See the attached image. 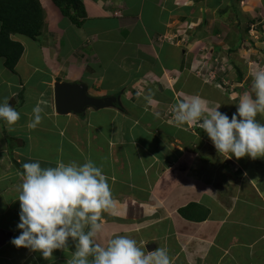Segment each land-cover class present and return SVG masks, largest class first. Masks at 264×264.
Masks as SVG:
<instances>
[{
  "label": "crops",
  "instance_id": "1",
  "mask_svg": "<svg viewBox=\"0 0 264 264\" xmlns=\"http://www.w3.org/2000/svg\"><path fill=\"white\" fill-rule=\"evenodd\" d=\"M33 1L42 14L41 63L31 60V42L19 32L8 35L23 46L14 70L0 56V102L6 99L21 117L15 125L0 120V264H68L78 239L70 237L66 247L48 259L11 243L20 234L22 168L34 161L55 167L87 160L103 168L117 201L114 211L103 213L104 230L93 238L95 244L106 247L110 239L124 235L137 240L146 254L164 248L171 264H193L197 258V264H264V169L257 167L264 159L215 153L225 180L219 184L214 159L199 158L202 150L216 149L200 127L206 116L191 125L175 120L178 103L193 96L231 118L242 94L253 92L245 73L249 70L252 78L264 70L263 55L252 53L246 61L230 57L244 32L238 30V45L232 42L227 49L221 44L227 39H220L219 29L228 20L216 11L221 2L75 0L82 10L76 3L67 14L58 4L67 0ZM203 9L210 10L206 17ZM74 15L81 25L73 21ZM184 23L192 33L177 34L174 28L169 32L168 25L183 30ZM59 40H74L82 48L69 57L53 46ZM83 48L84 56L78 53ZM57 82L85 84L94 97L120 95V104L87 107L85 119L74 112L61 114L50 103L51 97L55 103ZM43 96L48 102H41ZM37 104L44 109L43 119L33 129L28 124L35 119ZM136 126L144 133H135ZM206 164L211 166L207 170ZM197 167H202V175ZM219 185L230 193L220 192ZM190 203L207 208V218L182 216L179 209ZM89 230L90 225L84 228Z\"/></svg>",
  "mask_w": 264,
  "mask_h": 264
},
{
  "label": "clouds",
  "instance_id": "2",
  "mask_svg": "<svg viewBox=\"0 0 264 264\" xmlns=\"http://www.w3.org/2000/svg\"><path fill=\"white\" fill-rule=\"evenodd\" d=\"M252 79L254 97L244 94L231 118L219 107L210 109L201 97L193 96L178 103L175 120L191 125L206 116L200 127L220 154L264 158V123L257 119L264 114V70L252 73ZM42 111L39 104L33 108L35 119H30L29 128L41 123ZM20 118L6 99L0 102V120L15 125ZM23 169L18 198L20 234L11 240L17 248L40 252L48 259L55 250L65 248L71 237L78 239V244L68 264H171L164 248L146 254L137 240L128 236H116L106 247L95 244L93 238L104 230L103 213L114 211L117 201L103 168L94 161L61 162L55 167H42L34 161L24 163ZM88 225L90 230L85 232Z\"/></svg>",
  "mask_w": 264,
  "mask_h": 264
},
{
  "label": "rangeland",
  "instance_id": "3",
  "mask_svg": "<svg viewBox=\"0 0 264 264\" xmlns=\"http://www.w3.org/2000/svg\"><path fill=\"white\" fill-rule=\"evenodd\" d=\"M217 1H219L221 3L218 4L217 7L219 9L216 10V11H218V13L221 12V17H223L225 19L228 17V20H225V24L227 26L224 27V26L220 25L221 28L219 29V33L221 35L219 37H220V39H223V40H225V39L229 40L228 41L229 43L227 42V40H225V42H223L221 44L227 45V49L230 46H233L232 42H236L235 44L238 45L239 44V41H238V37H239L238 36V30L244 32V37L242 38L243 40L241 41V44L238 46L237 52H234V54H232V56H230V57H233V59L236 60V61L239 58L243 59L244 61H246V59H244V58L248 59V57H250V55H253L252 53L257 54L258 56L260 55L259 57H262V55L264 56V0H217ZM238 6H241L240 7L241 9H239ZM206 10H208V9H203L202 10L203 14H205L204 15L205 17H206ZM208 11L210 13V10H208ZM42 12H44V9H42ZM6 13H7V10L6 9H1V6H0V14L6 15ZM40 16L42 17V14ZM239 23H242L243 25L241 26ZM247 26H250L251 28L248 31V33L245 34L244 28L246 30ZM168 28H169V32H172L170 30H172L174 28V33H177V34H184V32L188 33V34L192 33L191 31H187L188 27H187V25L185 23H184L183 30H181L180 27H178V28L176 27L175 28V27H171L170 25H168ZM26 37L27 36H25V39H27L26 41L28 43L31 42V45H32V53H33V55H32L31 60L32 61H34V60L36 61L37 60L38 63L40 64L41 61L38 58V48H42L43 44L45 43L44 38L42 36H39V38L34 41V40L29 39L30 37H28V38H26ZM63 44H64V42H63ZM63 44H61V41L59 40L57 42H54L53 46L58 47V48L61 47L62 50H64V51H62V53L64 55H68V56L70 55L69 57H71L73 50L82 48V46L77 44V42L74 41V40L66 41V43L64 44V47H63ZM83 45H85V44H83ZM88 45H91V44H88ZM89 49L90 48H88V50ZM73 53H75V51ZM78 53L80 55L83 54V56H84L86 54V49L83 48V52H78ZM238 53H239V55H238ZM260 60L261 59H259V61ZM41 66L45 67L46 65L42 64ZM260 67L261 68L264 67V58H263L262 64H260ZM248 73H249V70H248V72L245 73V74H247V76L249 78L248 79V83L249 82L253 83V79L249 76ZM55 85H54V87H55ZM27 93H28V96H30L32 94V92L30 93L29 91H27ZM244 93L245 94L246 93H248V94H252L253 93L252 94L253 97L255 95L254 92H248V91L246 92L245 91ZM242 95H244V94H242ZM113 97L117 98V103H115L114 106H118L120 104L121 96L117 95V96H113ZM28 98L32 99L31 97H28ZM40 98H41V102H43V101H47L48 102V97H44L43 96V97H40ZM50 103L54 104L53 108H55V103H54L52 97H51ZM110 106H113V105H110ZM82 114L83 113H80L78 115H79L80 118L85 119V116L82 115ZM102 121L106 122L105 117L103 118ZM260 122L264 123V117H262L260 119ZM83 125L87 126V123L83 122ZM134 132L135 133H137V132L138 133H144L142 127H139V126L135 127ZM22 134H25V133H22ZM26 135H31V134L26 133ZM216 151H217V149L213 150V147H211L210 150L209 149H205L204 151L202 150L201 151L202 152L201 156L199 158H205V156L206 157L210 156V157H212L214 159V166H215V169H216L215 174H214L215 179H218L219 184H223V182L225 180L222 177V174L220 172L219 167L216 166V164H215V162L219 158V156L216 155L219 152L218 151L216 152ZM199 158L197 159V161L199 160ZM239 159L242 160L243 158H239ZM197 161L194 162V163L196 164ZM8 162H9V159H8ZM262 165H263V167H262ZM209 167H211V166L206 164V165H204L203 168H205V170H207ZM257 167H258V169L260 167H262V169H264V161H261V165H258ZM195 170H196V168H195ZM231 171L233 172L234 168H231ZM197 172L202 175V173H203L202 167L201 168L197 167ZM192 175H193V172H192V174L190 172L189 177H192ZM204 176H205V172H204ZM222 178H223V182H222ZM186 179H187V182H188V178H186ZM247 181H248V179H247ZM218 188H219L220 192H223V193L224 192L225 193L229 192L228 190L222 188L221 185H219ZM152 247L153 248L151 250L153 251L154 250V246H152ZM91 259H92V256H91ZM197 262H199L198 258L193 261V264H197Z\"/></svg>",
  "mask_w": 264,
  "mask_h": 264
},
{
  "label": "trees",
  "instance_id": "4",
  "mask_svg": "<svg viewBox=\"0 0 264 264\" xmlns=\"http://www.w3.org/2000/svg\"><path fill=\"white\" fill-rule=\"evenodd\" d=\"M16 1H18V3H13L12 0H0L1 9L7 10L6 15L0 14V20L2 21V29L0 30V56L5 57V66L11 70H14L23 52V46L20 43L10 41L8 37L9 33L19 32L30 38L36 39L40 35L41 27V11L36 8L35 2L33 0ZM74 2L77 3L75 0H67L66 2L60 1L58 4H62V6L65 7L63 8L65 13L69 14L70 7L77 6ZM78 6L81 8L79 4ZM80 10H82V8ZM72 18L77 25H81V22L75 15L72 16ZM250 28V26H247L246 32H248ZM20 98L22 102L23 94H21ZM17 165L20 169L22 168L19 163H17ZM22 172L24 174L23 168ZM179 212L189 220L202 221L207 218L209 210L203 206H199L197 203H190L180 208Z\"/></svg>",
  "mask_w": 264,
  "mask_h": 264
},
{
  "label": "water",
  "instance_id": "5",
  "mask_svg": "<svg viewBox=\"0 0 264 264\" xmlns=\"http://www.w3.org/2000/svg\"><path fill=\"white\" fill-rule=\"evenodd\" d=\"M117 98L94 97L88 94V88L82 83L57 82L55 85V107L61 114L83 113L87 107L100 109L114 105Z\"/></svg>",
  "mask_w": 264,
  "mask_h": 264
}]
</instances>
